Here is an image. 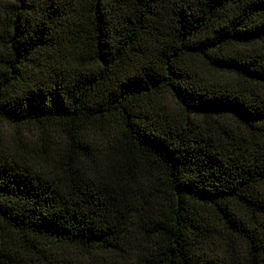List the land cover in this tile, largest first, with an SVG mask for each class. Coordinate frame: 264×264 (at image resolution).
<instances>
[{
  "label": "trees",
  "instance_id": "16d2710c",
  "mask_svg": "<svg viewBox=\"0 0 264 264\" xmlns=\"http://www.w3.org/2000/svg\"><path fill=\"white\" fill-rule=\"evenodd\" d=\"M0 264H264V0H0Z\"/></svg>",
  "mask_w": 264,
  "mask_h": 264
}]
</instances>
